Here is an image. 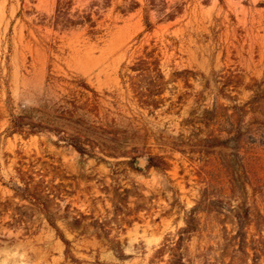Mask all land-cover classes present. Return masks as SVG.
I'll return each mask as SVG.
<instances>
[{"label":"rangeland","instance_id":"rangeland-1","mask_svg":"<svg viewBox=\"0 0 264 264\" xmlns=\"http://www.w3.org/2000/svg\"><path fill=\"white\" fill-rule=\"evenodd\" d=\"M263 3L0 0V199L13 198L19 169L32 170L59 196L58 216L71 206L89 217L78 230L57 221L81 264H150L193 216L192 251L233 230L236 210L264 214ZM147 53L161 78L129 70ZM132 82L158 95V107H143ZM87 97L95 113L76 116L91 156L58 140L77 127L61 112ZM35 125L40 133L28 135ZM150 156L163 169L149 168ZM132 184L143 199L119 204L111 190ZM24 214L22 228L2 229L14 242L0 239V264H75L39 213Z\"/></svg>","mask_w":264,"mask_h":264},{"label":"trees","instance_id":"trees-1","mask_svg":"<svg viewBox=\"0 0 264 264\" xmlns=\"http://www.w3.org/2000/svg\"><path fill=\"white\" fill-rule=\"evenodd\" d=\"M129 70L139 72L140 76L146 74H154L160 78L163 76L160 62L152 53H147L144 57L137 60V62L129 66ZM133 83H131V87L134 98L143 107L151 109L158 107V95L147 92L142 87L139 90L134 89ZM85 87L89 89V86ZM96 96L95 94L94 98ZM93 99L87 97L81 104H79L81 99H74L72 103L70 102L71 107L61 112L59 116V121H62L63 125H66L67 122L69 126L74 127L70 125V123H74L77 127H74L76 133L71 136L58 134V140L73 147L83 156H91L92 152L89 150L87 143L81 140L84 136L82 123L86 122V120L83 116L77 118L76 115L80 110L84 111L85 115L86 113L94 114L96 108ZM38 127V125L29 127L28 135L39 134ZM11 128L14 132L23 134L24 129H26L23 117L13 115ZM164 165L165 162L159 156H150L148 158L149 168L163 169ZM10 188L14 192L13 198H8L5 201L0 199V234L3 227L14 230L22 228V224L26 222L25 211L39 213L65 245L66 260H70L75 264H81L80 260L73 254L71 241L65 237L57 221L58 219H63L69 227L78 230V227L84 225L89 217L79 210L71 208V206L67 207L65 216H58V211L54 212V207L59 205L57 203L59 196L50 186L44 184L42 181H38L36 174L32 170L24 171L19 169L17 176L11 180ZM139 188L138 185L132 184L130 188L114 187V190L112 189L111 191L117 197V202L122 204V200L130 196L139 197L141 198L139 201L142 200L143 195L139 193ZM17 198L19 201L15 203L13 199ZM20 202H26V204L19 205ZM236 212L233 230L223 234L221 240L215 245L198 247L194 251L191 250L190 244L193 239V233L196 231L194 227H196L195 224L198 225V220L194 216L191 217L186 222L185 228H181L174 234H167L162 244L158 248H155L150 259V264H264V214L257 212L255 216H252L250 208H245L242 213L237 210ZM6 216L9 217V220L3 222ZM96 224L100 223L96 221ZM99 227H104V225L101 224ZM97 236L108 239L110 234L107 231H103L99 232ZM0 239L9 243L14 242V239H6L1 236ZM111 241H115V239H111ZM112 250L119 260H126L127 256H125L124 248L121 247L119 241H117V246Z\"/></svg>","mask_w":264,"mask_h":264}]
</instances>
